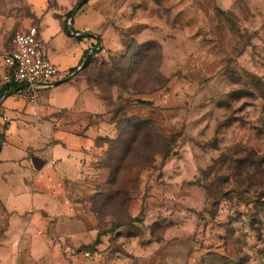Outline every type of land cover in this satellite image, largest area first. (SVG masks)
I'll return each instance as SVG.
<instances>
[{
  "label": "rangeland",
  "instance_id": "1",
  "mask_svg": "<svg viewBox=\"0 0 264 264\" xmlns=\"http://www.w3.org/2000/svg\"><path fill=\"white\" fill-rule=\"evenodd\" d=\"M63 23L115 124L90 222L108 232L164 190L182 226L154 234L188 240L192 264H264V0H0V53L31 27L60 43Z\"/></svg>",
  "mask_w": 264,
  "mask_h": 264
},
{
  "label": "crops",
  "instance_id": "2",
  "mask_svg": "<svg viewBox=\"0 0 264 264\" xmlns=\"http://www.w3.org/2000/svg\"><path fill=\"white\" fill-rule=\"evenodd\" d=\"M74 30L60 43L53 42L60 31L38 30L58 73L49 86L15 88L0 105V264H192L188 240L154 234L155 227L173 234L182 226L175 220L180 208L164 190L130 205L125 221L110 220L108 232L86 215L99 142L115 124L75 69L87 37ZM7 52L0 53L1 76ZM5 86L0 82V100L14 90ZM147 228L152 235H143Z\"/></svg>",
  "mask_w": 264,
  "mask_h": 264
},
{
  "label": "built area",
  "instance_id": "3",
  "mask_svg": "<svg viewBox=\"0 0 264 264\" xmlns=\"http://www.w3.org/2000/svg\"><path fill=\"white\" fill-rule=\"evenodd\" d=\"M3 62L6 73L2 82L9 86L26 89H36L40 85L49 86L58 73V68L51 61L35 27L25 32H17L13 36L11 49L5 54ZM34 96L32 91L31 100ZM85 255L89 256V253Z\"/></svg>",
  "mask_w": 264,
  "mask_h": 264
},
{
  "label": "trees",
  "instance_id": "4",
  "mask_svg": "<svg viewBox=\"0 0 264 264\" xmlns=\"http://www.w3.org/2000/svg\"><path fill=\"white\" fill-rule=\"evenodd\" d=\"M62 28H63V30L65 31L66 34H69V33H70V31H69L68 28L66 27V24H65V23L62 24ZM82 37H86V36H81V37H79V39H81ZM16 87H17V86H9V85H6V86L2 89V91L7 92V91H9V90H11V89H14V88H16ZM0 93H2V92H0ZM0 95H1V94H0Z\"/></svg>",
  "mask_w": 264,
  "mask_h": 264
},
{
  "label": "water",
  "instance_id": "5",
  "mask_svg": "<svg viewBox=\"0 0 264 264\" xmlns=\"http://www.w3.org/2000/svg\"><path fill=\"white\" fill-rule=\"evenodd\" d=\"M83 59H84V56L80 59V61H79V63H78L79 66L82 65ZM18 89H19V88H18ZM18 89H14V90H11V91H9L8 93H6V94L1 98V100H0V105H1V103H2V100H3L6 96H8L9 94H12V93H14V92H16Z\"/></svg>",
  "mask_w": 264,
  "mask_h": 264
}]
</instances>
